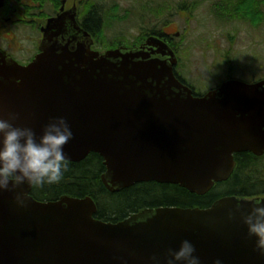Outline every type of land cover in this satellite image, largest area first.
I'll use <instances>...</instances> for the list:
<instances>
[{
	"label": "water",
	"instance_id": "95a60500",
	"mask_svg": "<svg viewBox=\"0 0 264 264\" xmlns=\"http://www.w3.org/2000/svg\"><path fill=\"white\" fill-rule=\"evenodd\" d=\"M68 16L48 21L30 63L0 53V116L17 112V123L38 135L50 117L66 116L75 134L66 156L80 162L98 153L111 192L156 181L204 195L231 177L236 153L264 154V80L230 79L196 96L177 77V55L162 39L100 53L92 39L76 38L80 29L74 16L65 23ZM72 26L76 33L67 35ZM30 194L22 208L14 193L0 192V264H124L121 257L151 264L153 254L163 256L185 238L203 264L217 257L224 264H264L247 226L228 219L237 202L248 209L264 196L148 208L112 222L96 217L91 196L42 201Z\"/></svg>",
	"mask_w": 264,
	"mask_h": 264
},
{
	"label": "rangeland",
	"instance_id": "374dc122",
	"mask_svg": "<svg viewBox=\"0 0 264 264\" xmlns=\"http://www.w3.org/2000/svg\"><path fill=\"white\" fill-rule=\"evenodd\" d=\"M239 1L87 0L82 10H97L101 15V27L94 31L101 50L139 43L150 33L168 28L180 57L179 74L196 91L206 93L230 76L264 77V39L259 36L264 27ZM260 162L264 182V156Z\"/></svg>",
	"mask_w": 264,
	"mask_h": 264
},
{
	"label": "clouds",
	"instance_id": "9594fccd",
	"mask_svg": "<svg viewBox=\"0 0 264 264\" xmlns=\"http://www.w3.org/2000/svg\"><path fill=\"white\" fill-rule=\"evenodd\" d=\"M20 114L9 111L0 116V192L14 193L19 207L26 208L31 190L59 184L69 167L64 146L74 139V131L66 116H52L37 134L30 126L20 125ZM27 185V190L24 186ZM19 189V190H18ZM250 208L237 202L228 210V219L241 220L247 226V239L254 238V250L264 256V200L250 202ZM132 250L130 255H135ZM127 264V260H124ZM151 264H203L196 245L188 238L176 248L170 247L163 256L153 254ZM214 264H224L217 257Z\"/></svg>",
	"mask_w": 264,
	"mask_h": 264
},
{
	"label": "trees",
	"instance_id": "16d2710c",
	"mask_svg": "<svg viewBox=\"0 0 264 264\" xmlns=\"http://www.w3.org/2000/svg\"><path fill=\"white\" fill-rule=\"evenodd\" d=\"M251 3L248 4L251 6ZM254 19L256 21L255 17ZM101 24V15L97 10H93L85 26L94 32ZM235 159L237 164L231 177L216 184L204 195L192 193L178 184L156 181L140 182L124 190L111 192L102 181L106 166L98 153H91L80 162L69 161V167L61 183L37 187L32 189L31 193L42 201L57 200L63 195L91 196L98 206L96 217L112 222L124 220L131 214L147 208L162 206L204 208L224 195L240 197L264 195V182L260 178L263 169L261 157L246 151L235 154Z\"/></svg>",
	"mask_w": 264,
	"mask_h": 264
},
{
	"label": "flooded vegetation",
	"instance_id": "af4514ba",
	"mask_svg": "<svg viewBox=\"0 0 264 264\" xmlns=\"http://www.w3.org/2000/svg\"><path fill=\"white\" fill-rule=\"evenodd\" d=\"M241 1H243V5L246 9L250 8L252 10L253 17H255L256 21L261 23L264 27V0H240L239 3ZM59 2L60 4H58ZM249 2H252L251 6L248 4ZM86 3L87 0H0V53H4L6 57H11L21 64L30 63L41 52V46L44 39V28L47 26L48 21L51 18L60 17L66 13H69V16L64 20L65 23L69 21V18L74 16V21L76 20L80 29L77 31L78 33H76L75 28L72 26V29L70 32H67V35H74L76 33V38L80 40L92 39L91 48L99 52L103 51L96 45L94 32H91L85 26V23L92 12L90 9L84 10L83 12L82 6ZM38 30H40L39 38L36 36ZM262 30L261 34L259 33V36L264 39V29ZM84 33H87L88 35L85 36ZM171 34L172 32L166 28L162 32L150 33L139 43L132 45L119 44L114 48L126 47L136 50L145 44L148 37L155 36L167 42L177 53V47L170 41ZM263 41L264 40L261 42ZM28 42H34L35 45L31 48L27 46ZM105 51H107V49ZM177 56L180 62L178 53ZM176 73L179 78L183 80L177 71V67ZM231 78L235 77L230 76L226 80ZM226 80L219 82L218 85L213 86L211 89L219 87ZM242 80L255 83L264 80V77L256 78V75H253L250 80ZM183 82L189 85L195 94H201L185 79Z\"/></svg>",
	"mask_w": 264,
	"mask_h": 264
}]
</instances>
